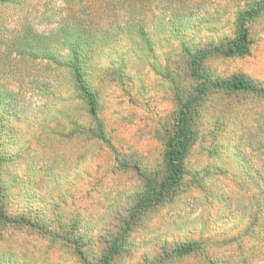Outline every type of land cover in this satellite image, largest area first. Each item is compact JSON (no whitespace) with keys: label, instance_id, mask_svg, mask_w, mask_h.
<instances>
[{"label":"rangeland","instance_id":"374dc122","mask_svg":"<svg viewBox=\"0 0 264 264\" xmlns=\"http://www.w3.org/2000/svg\"><path fill=\"white\" fill-rule=\"evenodd\" d=\"M171 2L180 3L168 0L144 15L149 30L145 43L134 33V27L125 26V20L139 16L127 15L125 11L100 18L101 31L96 33L98 37L107 38L102 43L108 44L99 49L96 60L101 65L120 66L123 73L122 76L112 75L111 93L101 99L99 110L104 127L124 154L125 162L126 159L139 161L151 166L149 171L158 168L155 163L159 162L168 134L166 130L172 131L178 110L176 91L192 84L176 70L181 65L176 55L184 43L193 48L198 43L231 34L234 11L241 1L181 0V6L188 10L180 8L178 22L173 17L170 23L167 19L172 17L171 11L164 8ZM9 19L11 22L12 18ZM176 26L178 31H174ZM125 29L126 32L118 33ZM249 33L252 43L246 54L206 60L203 67L208 73H239L252 80L264 79V14L249 24ZM10 82L12 87L18 85L16 80ZM58 89L57 98L39 90L19 92L20 103L12 105V115L1 139L8 154L2 167V181L10 186V194L19 206L36 192L40 199V204L36 205L40 208L55 206L59 199L63 209L70 203L76 204L74 207L81 210L83 226L104 224L114 208H124L131 192L128 178L134 183L137 177L122 168L106 148L100 155H91L85 151L84 139L66 135L71 118L84 122L87 118L84 107L72 97L70 86L61 84ZM215 97L210 90L192 115L193 146L183 162L185 191L173 201L144 214L130 237L127 253L111 264L140 263L142 255L158 251L162 244L208 235L222 239L244 227L247 196L241 189L223 187L213 173L224 168L238 173L247 171L248 154L255 152L242 145L239 138L248 128L253 134L258 132L256 125L251 129V124L256 123L253 111L259 110V101L248 95H238L230 97L233 101L230 105L226 103L229 98ZM221 109L230 110L231 116L223 128L216 121V113ZM17 114L21 116L18 122L12 119ZM196 169H200L201 174V169L210 170L212 174L210 179L205 178L199 190L192 189L186 182ZM94 177L98 178L97 184L90 187L88 181ZM87 189L92 190L90 197L84 196ZM20 231L0 227V264H54L58 260L47 247H34L35 242L30 238L23 241ZM258 236L253 234L244 244L247 247L245 257L249 259L247 264H263V260H259ZM217 246L219 250L235 248L234 244ZM64 252L58 251L61 255L58 261L71 264ZM172 264L202 262L197 256H191L176 259ZM228 264L242 263L232 260Z\"/></svg>","mask_w":264,"mask_h":264},{"label":"trees","instance_id":"16d2710c","mask_svg":"<svg viewBox=\"0 0 264 264\" xmlns=\"http://www.w3.org/2000/svg\"><path fill=\"white\" fill-rule=\"evenodd\" d=\"M177 1L180 3L174 5L171 2L164 8L172 14L167 22L172 23L173 17L178 22L180 8L188 10L186 6H181V0ZM239 1L234 11L231 34L198 43L193 48L184 43L179 55H176L177 62L181 63L176 70L192 84L189 88L176 91L178 110L172 131L166 130L168 134L163 150L159 162L155 163L158 168H150L149 171L151 166L139 161L126 159L125 162L124 154L117 149L104 127L99 110L101 99L111 93L109 83L113 80L112 75L122 76L123 73L120 66L114 67L110 63L101 65L96 60L101 51L99 49L108 45L102 43L107 38L98 37L96 33L101 31L100 18L125 11L127 15L139 16L125 20V26L134 27V33L145 43L149 30L143 20L144 15L168 0H0V227L20 229L23 241L30 238L35 242L34 247H47L48 251L50 249L57 255L58 260L61 259L58 251L65 250L71 264H111L127 253L130 237L144 214L173 201L185 191L183 162L193 146L191 119L204 96L212 90L216 99L227 97L229 100L226 103L232 105L230 97L248 95L259 101V110L253 111L256 123L251 124V129L258 128V132L253 134L248 128L239 138L242 145L255 152L248 154L247 171L238 173L224 168L213 173L223 187L241 189L247 196L244 227L222 239L208 235L162 244L158 251L142 255L140 263L128 264H172L176 259L191 256H197L202 264H228L232 260L247 264L249 259L245 257L247 247L244 244L253 234L259 235V260H263L264 264V79L252 80L239 73L211 75L203 67L206 60L248 52L252 43L249 24L264 14V0ZM9 18H12V23ZM178 28L176 26L174 31ZM124 69L127 71L126 65ZM126 76L128 78V74ZM12 80L18 82L16 87H12ZM61 84L70 86L72 97L84 107L87 118L85 122L71 118L66 135L84 139L85 151L91 155H100L106 148L108 154L110 151L122 168L133 172L138 180L132 183L128 178L130 199L124 208H114L107 216L109 221L104 224L98 222L99 225L83 226L81 210L74 207L76 204L70 203L63 209L59 199L55 206L51 204L40 208L36 205L40 204L36 192L19 206L10 194V186L2 181V167L8 154L2 147L1 139L12 115V105L20 103L19 92L39 90L57 98ZM16 116L12 119L18 122L21 116ZM229 116L230 110H219L216 113L218 125L223 128ZM201 171L202 174L200 169H196L187 179V185L192 189H202L205 178L210 179L212 175L210 170ZM97 180V177L90 178L88 185L96 186ZM91 191L87 189L84 196L90 197ZM217 244L228 247L234 244L235 248L219 250ZM58 260L54 264H60Z\"/></svg>","mask_w":264,"mask_h":264}]
</instances>
